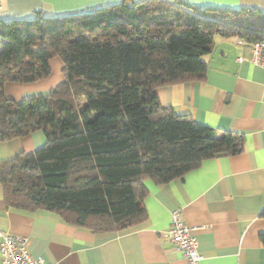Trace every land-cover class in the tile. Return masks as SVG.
I'll return each mask as SVG.
<instances>
[{
    "label": "trees",
    "instance_id": "obj_1",
    "mask_svg": "<svg viewBox=\"0 0 264 264\" xmlns=\"http://www.w3.org/2000/svg\"><path fill=\"white\" fill-rule=\"evenodd\" d=\"M216 35L262 40L264 12L123 0L0 19V142L36 130L45 137L31 152L0 159L5 205L51 211L92 231L123 230L145 216L144 179L166 183L241 152L243 134L200 124L157 96L161 86L206 77L202 58ZM52 58L62 63L61 83L46 95L6 97L7 82L49 77Z\"/></svg>",
    "mask_w": 264,
    "mask_h": 264
},
{
    "label": "crops",
    "instance_id": "obj_2",
    "mask_svg": "<svg viewBox=\"0 0 264 264\" xmlns=\"http://www.w3.org/2000/svg\"><path fill=\"white\" fill-rule=\"evenodd\" d=\"M120 1L1 0L0 19L63 16ZM185 1L199 8L256 7L264 12V0ZM239 56L248 57V47L235 37L216 35L212 51L202 58L206 77L161 86L157 96L163 106L200 124L243 134L241 152L205 159L166 183L144 179L145 216L118 231H92L51 211L8 208L0 188V230L26 238L29 253L49 264H186L165 237L170 212L179 209L197 241L198 264H264V69L237 61ZM50 66L46 79L7 82L6 97L20 101L48 94L64 80L60 59L52 58ZM44 142L41 130L0 142V159L31 152Z\"/></svg>",
    "mask_w": 264,
    "mask_h": 264
},
{
    "label": "built area",
    "instance_id": "obj_3",
    "mask_svg": "<svg viewBox=\"0 0 264 264\" xmlns=\"http://www.w3.org/2000/svg\"><path fill=\"white\" fill-rule=\"evenodd\" d=\"M236 43L249 49V56H239L237 61L246 60L264 69V39L253 42L236 39ZM165 237L173 248L182 254L186 264L199 263L201 255L197 249V241L192 234V228L185 223L179 209L170 212V224ZM0 256L1 264H49L42 256H32L29 253L26 238L2 230H0Z\"/></svg>",
    "mask_w": 264,
    "mask_h": 264
}]
</instances>
